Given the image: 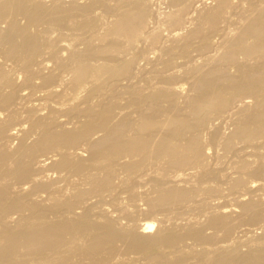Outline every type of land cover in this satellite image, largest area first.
Returning <instances> with one entry per match:
<instances>
[{"label":"bare ground","instance_id":"obj_1","mask_svg":"<svg viewBox=\"0 0 264 264\" xmlns=\"http://www.w3.org/2000/svg\"><path fill=\"white\" fill-rule=\"evenodd\" d=\"M159 1L0 0V264H264V0Z\"/></svg>","mask_w":264,"mask_h":264},{"label":"rangeland","instance_id":"obj_2","mask_svg":"<svg viewBox=\"0 0 264 264\" xmlns=\"http://www.w3.org/2000/svg\"><path fill=\"white\" fill-rule=\"evenodd\" d=\"M77 1H83V0H77ZM154 1V3H151V6H153L152 8H154V6H155V9H157V8H159L160 9V7H161V9H163V6H164V3L162 2V1H159V0H153ZM210 1V0H209ZM158 2L159 3V5H158V3H157V5H156V3ZM161 2V3H160ZM152 4H154V5H152ZM161 5V6H160ZM157 7V8H156ZM158 9V10H159ZM160 9V10H161ZM99 10V9H98ZM70 34V33H69ZM68 36H73V34L71 33V35H68ZM72 38V37H71ZM217 40V39H216ZM17 79V78H16ZM21 80V78H19L18 77V80L16 81V83L19 81L20 82V80ZM18 82V83H19ZM22 82V81H21ZM20 82V83H21ZM183 83V82H182ZM184 84V86L186 87V89H187V86H186V84L185 83H183ZM20 85V88H21V90H22V92L21 91H19V92H21V93H24V91L26 92V93H28V91H26L27 89H25V88H27V87H23V85H21V84H19ZM183 86V87H184ZM25 89V90H24ZM184 90H185V88H183ZM28 90L30 91V88H28ZM246 99H250L249 97H247ZM1 110V109H0ZM2 111V110H1ZM64 117V116H63ZM61 118H62V116H61ZM22 120V121H21ZM25 120L21 117L19 120H17V122H16V124L14 123V125H12V127H11V129H12V131L14 130V131H16V132H18V129H17V127L19 126V123L20 124H22L23 126H26L27 125V123L26 122H24ZM213 123L215 122V120H213L212 121ZM205 136V138H204V140H207L206 138L208 137V135H207V133H203V137ZM13 139H15V137L14 138H12V143L11 144H13V145H15L16 143H17V138L15 139V140H13ZM16 142V143H15ZM207 145V146H206ZM209 145V146H208ZM213 148V150H212V148ZM208 149V150H207ZM211 149V150H210ZM214 146L212 145V144H205V150H207V152L210 154H207L208 156H207V161L206 162H208L209 163V167H211V168H214L215 166L214 165H216V164H213V163H215V161H216V158H215V152H216V149H215V151H214ZM211 152V153H210ZM212 153H214V154H212ZM209 157H210V159H209ZM209 159V160H208ZM46 160H48V159H46ZM212 160V161H211ZM211 164V165H210ZM213 164V165H212ZM214 166V167H213ZM212 181V182H211ZM24 183V182H23ZM27 183H29V182H27ZM211 183V184H210ZM212 183H215L216 184V182L214 181V180H210V182H207V184L208 185H213ZM18 184V183H17ZM19 185V184H18ZM27 185V184H26ZM145 185V186H144ZM140 186V187H139ZM142 186V187H141ZM135 187L137 188V190H139V189H142V190H144V189H146L147 188V186H146V184H141V183H139V184H135ZM122 195V196H121ZM206 195V194H205ZM200 196V197H198L197 196V199H195L194 201H189V203L192 205H188L187 206V208H185L186 206L184 205V206H182V207H180V208H176V209H173L172 210V212H174V213H170V214H172V220H176V221H185L186 219H191L192 218V216H193V218H198V219H200V220H203L204 218H205V216H203V215H205V212H206V208H204V209H201V207H200V203H202V201H203V203H206V201L204 200V199H206V200H208L207 201V203L208 204H215V203H217L218 201V204H223L224 203V205L225 204H229L228 206H226V208H232V209H236L237 208V206H234V208H233V205H235V202L234 201H232L233 199H232V197L231 198H229L228 200H227V198H222V197H217V196H214L213 194H207L206 196ZM121 196V197H120ZM126 199H125V198ZM211 197H212V199H211ZM214 197V198H213ZM120 199H123V201H121ZM128 197H127V193L125 192V191H122V192H120V195H118V199H116V200H113V202H112V199H110L109 197H106L105 199H104V201H102L103 203H101V205L100 206H102V204H103V206L102 207H104L105 209H108L107 211L110 213V214H112L113 216H115V217H117L118 218V221L119 222H122V223H125V222H128V220H129V222H131L132 220H134L135 222H143L144 220H153L154 221V224L155 225H157L158 223H159V221L161 220V217L159 216V215H161L160 213H162L163 211H161V210H159V211H157V212H155L156 214H158L157 215V217L155 216L156 214L155 213H152V214H145V213H137V212H135V208H140V209H142V207L144 206V208L142 209V210H144L145 208H146V205H145V203H142L143 201H141L140 200V198H138V199H136L135 201H131V200H129V203H128ZM210 199V200H209ZM213 199H215V200H213ZM216 199H217V202H215L216 201ZM221 199V200H220ZM214 201V202H212V201ZM231 200V201H230ZM106 201H108V202H106ZM126 201V202H125ZM139 201H141V203L139 202ZM196 201H197V203H196ZM201 201V202H200ZM211 201V202H210ZM134 203V204H132V203ZM136 202H138V203H136ZM195 203V205L196 206H193V204ZM199 202V203H198ZM210 202V203H209ZM107 203V204H106ZM110 203V204H109ZM188 203V202H187ZM193 203V204H192ZM142 204V205H141ZM211 204V205H212ZM230 204H233V205H230ZM105 205V206H104ZM111 205V206H110ZM115 205V206H114ZM117 205V206H116ZM123 206V207H126V208H130V211L132 212V214L131 215H126V217H124L125 215H122L121 213H120V210H119V208H118V206ZM127 205V206H126ZM132 206V207H130V206ZM139 205V206H138ZM107 206V207H106ZM113 206V207H112ZM119 206V207H120ZM129 206V207H128ZM142 206V207H141ZM224 206V207H225ZM197 207H198V210H196L197 209ZM113 208V209H112ZM115 208V209H114ZM116 208H118V210L116 209ZM189 208V209H188ZM191 208V209H190ZM179 209V210H178ZM200 209V210H199ZM184 210V211H183ZM204 211V212H202V211ZM112 211H114V212H112ZM161 211V212H160ZM179 211L180 212H182V213H179ZM190 211V212H189ZM195 211V212H194ZM201 211V212H200ZM235 212H236V210H234ZM117 212V213H116ZM135 212V213H134ZM160 212V213H159ZM176 212V213H175ZM187 212V213H186ZM200 212V213H199ZM203 213V214H202ZM163 214V213H162ZM181 217H179L178 215ZM181 214V215H180ZM177 215V216H176ZM183 215V216H182ZM190 215H191V217H190ZM159 216V217H158ZM162 216V215H161ZM202 218H201V217ZM135 217V218H134ZM183 217V218H182ZM140 220H139V219ZM121 219V220H120ZM179 219H181V220H179ZM143 220V221H142ZM156 221H158V222H156ZM182 221V222H183ZM162 223V222H161ZM242 226V227H241ZM241 226H238L239 227V230L236 228V231H237V233L238 234H242L244 231H247V230H249V229H247L248 228V226L247 225H241ZM242 228H243V230H242ZM242 231V232H241ZM258 231H259V229H258Z\"/></svg>","mask_w":264,"mask_h":264}]
</instances>
